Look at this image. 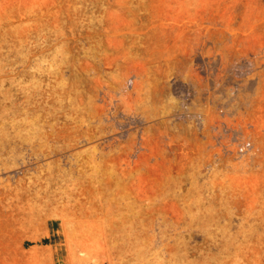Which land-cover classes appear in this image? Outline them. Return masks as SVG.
<instances>
[{"label": "rangeland", "instance_id": "obj_1", "mask_svg": "<svg viewBox=\"0 0 264 264\" xmlns=\"http://www.w3.org/2000/svg\"><path fill=\"white\" fill-rule=\"evenodd\" d=\"M164 263L264 264V0H0V264Z\"/></svg>", "mask_w": 264, "mask_h": 264}, {"label": "bare ground", "instance_id": "obj_2", "mask_svg": "<svg viewBox=\"0 0 264 264\" xmlns=\"http://www.w3.org/2000/svg\"><path fill=\"white\" fill-rule=\"evenodd\" d=\"M164 242H165V241H164ZM164 242H163V243H164ZM164 264H165V263H164Z\"/></svg>", "mask_w": 264, "mask_h": 264}]
</instances>
